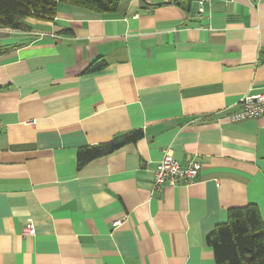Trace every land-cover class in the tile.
Instances as JSON below:
<instances>
[{
  "label": "crops",
  "instance_id": "obj_1",
  "mask_svg": "<svg viewBox=\"0 0 264 264\" xmlns=\"http://www.w3.org/2000/svg\"><path fill=\"white\" fill-rule=\"evenodd\" d=\"M185 1L0 26V264H216L206 237L230 208L264 227V116L228 119L264 90V0ZM135 129L77 168L79 147ZM166 149L199 161L193 183L153 188Z\"/></svg>",
  "mask_w": 264,
  "mask_h": 264
},
{
  "label": "trees",
  "instance_id": "obj_2",
  "mask_svg": "<svg viewBox=\"0 0 264 264\" xmlns=\"http://www.w3.org/2000/svg\"><path fill=\"white\" fill-rule=\"evenodd\" d=\"M122 0H0V26L29 30L28 17L51 18L59 3L89 9L96 13L117 10ZM184 6L185 0H175ZM104 66L100 59L90 65L88 71ZM143 136L141 129L116 135L111 140L95 145L81 146L76 151V165L81 168L90 160L110 154L128 143H135ZM212 248L216 264H264V227L258 207L247 204L232 207L227 221L217 224L206 237Z\"/></svg>",
  "mask_w": 264,
  "mask_h": 264
},
{
  "label": "built area",
  "instance_id": "obj_3",
  "mask_svg": "<svg viewBox=\"0 0 264 264\" xmlns=\"http://www.w3.org/2000/svg\"><path fill=\"white\" fill-rule=\"evenodd\" d=\"M198 11L203 12L205 4L210 5L212 0H196ZM225 2L233 0H223ZM256 1V0H250ZM264 116V90L255 93H246L239 101V108L228 115L232 122ZM200 163L192 158L187 160L185 165H181L175 160L169 149L164 150L160 161L153 173V188L160 189L164 184L189 185L193 183L199 174ZM120 221H114L113 226H117ZM23 235H33L34 227L29 221L22 229Z\"/></svg>",
  "mask_w": 264,
  "mask_h": 264
}]
</instances>
